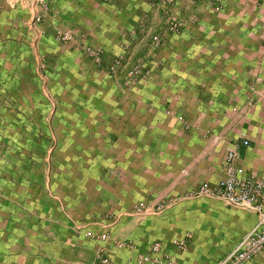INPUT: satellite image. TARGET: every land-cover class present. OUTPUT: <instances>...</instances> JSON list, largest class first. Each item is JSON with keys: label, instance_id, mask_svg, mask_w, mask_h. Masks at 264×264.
I'll return each mask as SVG.
<instances>
[{"label": "crops", "instance_id": "1", "mask_svg": "<svg viewBox=\"0 0 264 264\" xmlns=\"http://www.w3.org/2000/svg\"><path fill=\"white\" fill-rule=\"evenodd\" d=\"M157 1L0 0V264H218L256 224L189 194L230 143L264 172V0Z\"/></svg>", "mask_w": 264, "mask_h": 264}, {"label": "built area", "instance_id": "2", "mask_svg": "<svg viewBox=\"0 0 264 264\" xmlns=\"http://www.w3.org/2000/svg\"><path fill=\"white\" fill-rule=\"evenodd\" d=\"M175 0H158L157 4L165 8L173 4ZM183 26L179 20H171L169 30L178 32ZM56 39L65 43L73 40L69 33L58 32ZM158 37L154 38L153 47L158 46ZM85 52L91 56L97 63L100 62L99 53L91 48H86ZM42 68L44 64L41 65ZM147 75L146 71L141 69V65L131 70L126 77V84L137 82ZM244 147L249 146V142H241ZM238 143H230L225 151L223 159V178L215 185L208 183L200 184L195 190L191 191L189 196H207L219 198L229 206L240 207L253 212L256 215V224L248 233L236 244L234 249L218 264H243L250 261L258 254L264 255V172L261 175H254L237 167L235 161L238 158ZM187 236L174 242L179 249L186 248ZM159 246L155 245L153 253H158ZM100 264H111L105 257L98 256ZM142 263L150 262L149 257H142Z\"/></svg>", "mask_w": 264, "mask_h": 264}]
</instances>
